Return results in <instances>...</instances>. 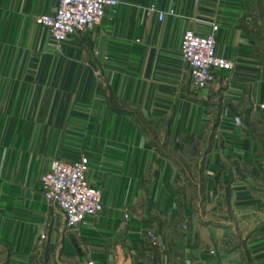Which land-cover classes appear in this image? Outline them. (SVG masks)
<instances>
[{
	"label": "crops",
	"instance_id": "crops-1",
	"mask_svg": "<svg viewBox=\"0 0 264 264\" xmlns=\"http://www.w3.org/2000/svg\"><path fill=\"white\" fill-rule=\"evenodd\" d=\"M56 2L0 0V264H264V0H118L58 48ZM213 22L232 66L194 89ZM82 154L103 207L69 229L40 177Z\"/></svg>",
	"mask_w": 264,
	"mask_h": 264
},
{
	"label": "built area",
	"instance_id": "built-area-1",
	"mask_svg": "<svg viewBox=\"0 0 264 264\" xmlns=\"http://www.w3.org/2000/svg\"><path fill=\"white\" fill-rule=\"evenodd\" d=\"M117 2L118 0H57L52 12L36 15L34 20L48 30L51 40L58 48L70 34L82 32L97 24L106 7H112ZM147 10H156L155 5H148ZM162 15L163 12L158 11V17L162 18ZM217 27V23L213 22L206 33H199L191 28L182 33L180 55L187 65L194 89L210 86L215 80L217 68L232 66L230 59L216 52ZM234 120L240 123L238 115L234 116ZM88 161L85 154L72 161L53 156L40 177L45 201L52 210L62 213L64 224L69 229H77L86 217L96 216L103 207L100 188L90 184L86 175ZM147 237L150 244L158 243V236L153 231H149ZM44 238L45 233H40L38 242ZM85 264L99 263L88 257Z\"/></svg>",
	"mask_w": 264,
	"mask_h": 264
},
{
	"label": "rangeland",
	"instance_id": "rangeland-1",
	"mask_svg": "<svg viewBox=\"0 0 264 264\" xmlns=\"http://www.w3.org/2000/svg\"><path fill=\"white\" fill-rule=\"evenodd\" d=\"M56 220H58V219H56Z\"/></svg>",
	"mask_w": 264,
	"mask_h": 264
}]
</instances>
